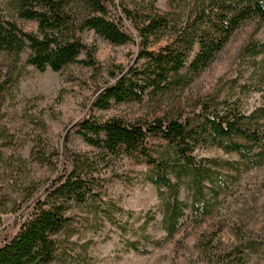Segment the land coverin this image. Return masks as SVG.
Returning a JSON list of instances; mask_svg holds the SVG:
<instances>
[{
  "label": "rangeland",
  "instance_id": "rangeland-1",
  "mask_svg": "<svg viewBox=\"0 0 264 264\" xmlns=\"http://www.w3.org/2000/svg\"><path fill=\"white\" fill-rule=\"evenodd\" d=\"M142 1L154 3L162 14L177 11L169 0L135 3ZM11 3L0 0V16L13 19L24 32L35 33L37 24L15 17ZM124 3L132 6L130 1ZM170 32H163L155 43L152 40L150 50L165 46ZM81 37L94 52L97 71L74 64L60 72H39L25 64L28 51L17 64L0 52V231L13 233L17 218L57 177L65 147L96 162L98 197L93 206L88 203L73 209L65 254L51 264H264V162L248 167L237 153L199 142L194 155L210 160L209 167L216 174L215 195L206 191L210 212L194 214L184 186L179 198L187 209L177 231L167 237L144 155L103 154L83 140L77 126L89 117L99 122L176 119L188 120L199 129L205 114H219L228 107L250 112L264 102V61L262 55L252 57L243 50L264 44V23L250 20L242 24L215 59L193 75L188 66L195 47L182 71L189 80L186 86L156 95L147 91L139 103H112L106 110L92 108L91 102L99 89L113 82L110 72L118 74L143 61L136 62L135 40L112 45L90 31ZM163 147L155 138L146 146L152 152ZM33 151L58 152V156L48 166L35 162ZM32 184L37 191L28 197Z\"/></svg>",
  "mask_w": 264,
  "mask_h": 264
},
{
  "label": "trees",
  "instance_id": "trees-1",
  "mask_svg": "<svg viewBox=\"0 0 264 264\" xmlns=\"http://www.w3.org/2000/svg\"><path fill=\"white\" fill-rule=\"evenodd\" d=\"M124 1L12 0L14 16L35 22L37 30L24 32L13 19L0 16V52L17 64L28 51L25 64L39 72H60L74 64L97 71L94 52L81 37L85 31L112 45L135 40L136 62L143 63L118 74L111 71L113 82L99 89L91 102L92 108L106 110L112 103H139L147 91L156 95L171 87L186 86L189 80L182 71L195 47L197 52L188 66L193 75L215 59L242 24L250 20L264 23V0H169L177 10L169 14L160 13L152 2L127 0L132 4L129 6ZM167 30L172 31L166 36L167 44L150 50L153 41ZM243 51L252 57L262 55L264 61V44H251ZM82 55L85 59H80ZM236 109L228 107L219 114L203 115L199 129L188 120L124 122L112 118L99 122L89 117L77 123L78 134L103 154L144 155L151 169L148 179L157 189L161 227L171 237L187 209L179 198L184 186L190 194L191 211L200 216L210 212L206 191L215 195L212 185L216 174L209 167L210 160L194 155L199 142L237 153L248 167L264 162V102L250 112ZM154 138L164 143L162 150H147ZM60 155L63 166L57 177L17 218L15 231H0V264H51L60 260L65 254L73 209L94 205L98 197L96 162L65 147ZM57 156L58 152L31 153L35 162L48 166L54 165ZM36 191L32 184L28 197ZM131 247L138 252L135 245Z\"/></svg>",
  "mask_w": 264,
  "mask_h": 264
}]
</instances>
